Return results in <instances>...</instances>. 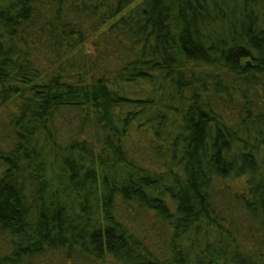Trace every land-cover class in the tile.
I'll return each mask as SVG.
<instances>
[{
	"label": "trees",
	"instance_id": "16d2710c",
	"mask_svg": "<svg viewBox=\"0 0 264 264\" xmlns=\"http://www.w3.org/2000/svg\"><path fill=\"white\" fill-rule=\"evenodd\" d=\"M1 107L0 264H264V0H0Z\"/></svg>",
	"mask_w": 264,
	"mask_h": 264
},
{
	"label": "rangeland",
	"instance_id": "374dc122",
	"mask_svg": "<svg viewBox=\"0 0 264 264\" xmlns=\"http://www.w3.org/2000/svg\"><path fill=\"white\" fill-rule=\"evenodd\" d=\"M8 115L7 113L5 112V110L1 107L0 108V128L3 132V125H4V128L5 127V124H4V121H5V118H7ZM2 126V127H1ZM6 243H10V240H9V237H6V238H3L2 236H0V246L3 245V244H6ZM50 258H52L53 260H57V261H61V251L56 253V252H52L50 253ZM88 264H113L112 260L109 259V260H103V259H94V258H89V260H87Z\"/></svg>",
	"mask_w": 264,
	"mask_h": 264
}]
</instances>
